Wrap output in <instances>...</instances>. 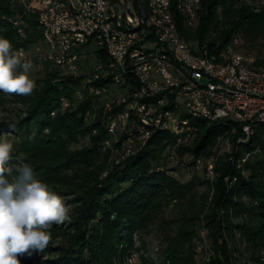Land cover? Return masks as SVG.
Here are the masks:
<instances>
[{
	"label": "trees",
	"instance_id": "16d2710c",
	"mask_svg": "<svg viewBox=\"0 0 264 264\" xmlns=\"http://www.w3.org/2000/svg\"><path fill=\"white\" fill-rule=\"evenodd\" d=\"M138 1L144 4L147 0H136V3ZM171 1L177 31L193 47H205L209 53H217L236 36L248 49L259 40L264 41V11L256 13L251 5L253 0H199L200 8L190 28L184 27L181 18L177 19L173 9L177 0ZM0 11L24 18L26 43L36 44L41 40L34 14L16 3L10 4V0H0ZM10 24L9 20L0 18V38L8 39L15 51L23 43ZM197 48H192L193 52L197 53ZM44 77L43 85L36 87L31 95L4 93L12 104L27 108L26 118L0 125V138L13 144L10 163H27L35 178L49 186L62 183L75 192L76 196L69 202L74 205L71 229L75 232L74 244L79 254L87 251L89 262H95L98 256L93 242H97L99 252L106 258L117 252L123 258L134 248V232L146 228L151 212L157 210L161 201L179 204L190 195V182L183 183L160 168L167 161L166 147L175 145L178 137L157 131L144 148L121 160V153L115 155L118 151H113L112 147L103 149L106 134L101 120L95 118L92 101H75V92L82 85V79L63 75L56 69L46 72ZM62 99L68 100L70 106L63 108ZM88 111L92 113L86 121ZM189 124L198 132L193 141L186 142L188 147L182 141L174 150L178 161L185 150L194 157L207 158L215 139L222 133L217 126L202 120H190ZM85 138L88 139L86 146L72 149ZM258 142L257 136L243 146L242 151L253 150ZM111 157L114 160L108 162ZM236 169L225 159H220L215 167L212 203L205 217L212 252L207 264H264L254 256L247 261L234 256L240 252L234 243L236 232L247 250L264 249V147L238 169L243 175ZM15 175L18 173L14 170ZM226 176L228 182L223 181ZM192 228L190 220L179 230L177 238L168 242L172 264H194L196 245ZM226 237L234 243L233 249L229 248ZM79 254L73 248L48 246L43 253L19 259L21 264H85ZM40 256L54 257L36 261ZM143 264L152 263L144 260Z\"/></svg>",
	"mask_w": 264,
	"mask_h": 264
},
{
	"label": "built area",
	"instance_id": "2783aa9c",
	"mask_svg": "<svg viewBox=\"0 0 264 264\" xmlns=\"http://www.w3.org/2000/svg\"><path fill=\"white\" fill-rule=\"evenodd\" d=\"M33 1L34 5L31 4ZM10 2L36 16L41 32V42L34 50L37 60L45 59L61 74L82 79V86L76 90L75 96L79 100H91L94 113L101 110L100 120L105 121V133L118 135L123 138L122 144H129L128 157L148 143V135H143L142 143L132 144L133 135L140 134L136 119L144 118L149 123L148 134H151L158 115H165V108H172V115H165L167 127L164 131L178 137L175 145L166 147L167 159L177 161L179 168L196 167L199 163V160L196 164L186 163L185 153L180 161L174 156L178 145L182 141L186 143V138L191 136L176 125V116H182V111H194L196 116L209 117L211 123L239 120L242 139L250 133H257L259 142H262L264 78L242 69L244 76L248 77V84L237 85L225 68L222 49L209 53L205 47L198 49L185 39L151 34L152 24L139 18L136 0H128V10L120 9V0H72V4H65L62 0ZM169 2L172 1L151 0L149 4L168 19ZM179 3L187 4L184 27H193L195 14L200 8L197 0H177V19ZM14 16L22 18L19 29L24 40L27 23L21 15ZM91 45L100 49L99 58L86 75L79 77L80 52ZM107 46L117 48L116 58H108ZM46 48H54L53 60H46ZM189 48H197V55H189ZM110 66H119V73H110ZM137 79H144V88H137ZM200 82H210L211 91H200ZM87 83H95V90H87ZM110 87L124 93L111 96ZM100 98L105 100L97 103ZM61 106L69 107L70 103L62 99ZM91 113H85L86 121L90 120ZM119 117L127 118L125 131L117 129ZM104 142L108 143L107 140ZM110 147L119 151L118 147L108 143ZM235 149H240V146L236 144Z\"/></svg>",
	"mask_w": 264,
	"mask_h": 264
},
{
	"label": "rangeland",
	"instance_id": "374dc122",
	"mask_svg": "<svg viewBox=\"0 0 264 264\" xmlns=\"http://www.w3.org/2000/svg\"><path fill=\"white\" fill-rule=\"evenodd\" d=\"M31 4L34 5V1L33 3L31 2ZM251 5L255 7L256 13H261L262 11H264V0H253V2H251ZM13 10L16 12L15 8H13ZM14 15L15 14L5 15V13H2L0 11V18H2L3 20H9V23L14 17H16ZM12 30L14 31V29ZM236 38H233V40L236 41V45L237 44L242 45L241 41L238 39L237 36ZM19 41L22 42L23 44H21L20 47H17L15 51L22 54V59L24 61L31 62L32 69L29 72V77L35 81L36 87H39L44 83V79H45L44 74L48 71H53L54 68H52L49 65L43 64L42 62H40V60H37L36 58V54L34 51L35 46H38L41 41H39L36 44L26 43V39L24 40L19 39ZM236 50L241 54H251L257 57L264 56V41L259 40L249 49L247 48L246 45L239 46V48L238 46H236ZM99 52L100 49L94 45L86 46L84 49H82V51L80 52L81 58L78 62V66L80 68V72L78 74L79 77H83L84 75H86L88 71L94 66V64L99 58L98 57ZM49 67H51L50 70ZM81 86L79 88H81ZM123 93H124L123 90H120L116 87H110L111 96H120ZM76 100H79L77 96H75V101ZM103 100H105V98H100L98 99L97 103H102ZM100 111H101L100 109L96 110L95 118L98 119L101 118L102 114ZM26 117H27L26 106L12 104L9 101V97L6 96L4 92L0 91V125L2 123L19 121L20 119H24ZM106 140L108 141L110 146L115 145L116 147L120 148L118 153H116L115 155L121 153L122 140H123L122 137L118 135L106 134ZM87 144H88V139L85 138L79 140L76 144H74L72 146V149H79L81 147L86 146ZM185 146L188 147L187 144ZM220 148L221 146L214 144L211 147L210 154L207 158L194 157L190 152H188V150H185L184 153L187 154V156L185 157L184 161L186 163L196 164V161L200 160L199 166H197L196 164V167L193 168H190L189 166L188 168H178L179 165L177 164V161H171L168 159L166 161L165 158L166 162L163 161L165 162V164L160 168L167 170L168 174H172L173 176H176L183 183L190 182L191 183L190 195H188L186 199L180 202L179 204H174L172 201H161L159 206H157V210L151 212V219L148 222L146 228L144 230L134 232L132 239L134 240L133 243L135 249H133L132 252H128L123 258H121V256L119 255V252L113 254L110 258H106L103 254L99 252V244L97 242L96 243L93 242V245L95 246L94 247L95 253L98 256V259L95 262H89L90 261L88 260L89 254L87 251H84L82 254H79L78 246L77 244H74L75 232L71 229V222H72L71 214H72V210L74 209V205L69 202L76 196V194L70 188H67L62 183L50 186L52 191L56 192L58 195L64 198L66 205L70 208V212H69L68 220H66L62 225L59 226L53 225V227L51 228L50 230L51 240L48 246L53 248L59 247L65 250L69 248H73V251L75 253L82 255L83 262H85V264H126L125 258L126 256L128 257L130 255L133 256V259L135 257L134 259L135 264H140V263L143 264L144 260H148L152 264H172L170 260V246L168 242H170V240H174L175 238H177V234L179 230H181L182 227L186 225L188 221L191 220L193 221L192 229L194 230V237H195L194 239L196 240V241L194 240V244L196 246L193 248L195 252L193 256L194 264H201L204 257H206V259L210 261V258H212V252L210 249V245H208L209 233L205 225V217L208 215V211L212 203V195H213L212 183L216 179L215 167L220 159H225L226 161L231 163L229 161L230 158L229 154H227L226 152H222L221 151L222 148L221 149ZM113 157H111L110 158L111 160L109 159L108 162H112V160H114ZM15 159L17 160V158ZM211 159L215 160V165L212 170L209 169L207 170V168L205 167L207 166V162ZM17 163H23V162L18 161ZM231 165H233L234 168L236 169V166L233 163H231ZM236 170L241 172L242 174V171L238 169ZM245 174L246 172H244V175ZM104 176L105 174H103V177ZM228 179L229 177L226 176L223 178V181L228 182ZM234 220L237 221L236 218H234ZM97 221L98 219L95 220V223H97ZM200 231L207 232L206 237L208 241H206L207 248H205V251L208 257L204 256L206 254L202 255L203 256L202 257L198 250L199 244L197 237H199ZM225 239L227 240L230 249H233L234 243L236 244L240 252L236 253L234 256L239 257V259H241L242 261L243 260L247 261L250 258V256H254L255 258H258L261 262H264V249H259L256 252L247 250L246 247L244 246L245 244L242 242L243 240L240 239L239 233L237 232L235 233L234 243L230 241L229 237L228 238L226 237ZM201 245L205 246L204 243H201ZM188 254L191 255L192 251L191 252L189 251ZM53 257L54 256L51 257L40 256L36 259V261L38 260L44 261L47 258H53ZM233 264L236 263L234 262Z\"/></svg>",
	"mask_w": 264,
	"mask_h": 264
},
{
	"label": "clouds",
	"instance_id": "9594fccd",
	"mask_svg": "<svg viewBox=\"0 0 264 264\" xmlns=\"http://www.w3.org/2000/svg\"><path fill=\"white\" fill-rule=\"evenodd\" d=\"M31 69V62L0 38V91L31 95L36 87ZM12 150L13 144L0 138V264H21L19 257L43 253L51 228L68 220L70 212L62 196L34 177L29 164L11 165ZM14 170L18 175L13 176Z\"/></svg>",
	"mask_w": 264,
	"mask_h": 264
},
{
	"label": "bare ground",
	"instance_id": "6f19581e",
	"mask_svg": "<svg viewBox=\"0 0 264 264\" xmlns=\"http://www.w3.org/2000/svg\"><path fill=\"white\" fill-rule=\"evenodd\" d=\"M149 1L151 0H147L146 3L144 4L138 1L136 3V11L139 14V18L142 21L151 22L152 24L150 25L151 34H157L162 37L174 36L177 39H184L177 31L176 21L172 12L173 10H172L171 2H169V15L167 19L165 17V14L157 10L154 5L149 4ZM62 2L65 4H72V0H62ZM197 4L199 6L200 4L199 0H197ZM120 9L128 10V0H120ZM173 9L177 13L176 4ZM186 15H187V4L179 3L178 17L181 18L183 25L186 19ZM196 17H197V13L195 14V20ZM194 22L195 21H193V23ZM10 23L13 29L16 31L19 38L22 39V32L19 29L22 27V18L14 17L10 21ZM26 29L27 27H25V37H26ZM107 54H108V58H116L117 48L115 46H107ZM189 55H197V53H195V51L193 52L192 48H189ZM53 59H54V48H46V60H53ZM222 59L225 60V68L228 69V73L231 75L233 81L237 85L248 84V77L244 76L242 69H245L249 72H253L255 74H259V76L264 78V56L257 57L251 54L239 53L236 50V41L233 39H231V41L227 45H225V47L222 49ZM38 60H40L41 62H45V59H38ZM239 65H242V67H240ZM110 73H119V66H110ZM137 88H144V79H137ZM87 90H95V83H87ZM200 91H211V83L200 82ZM62 107L66 108L67 106H62ZM165 115H172V108H165ZM165 115H158V121H155V130L151 134H148L149 123L146 122L144 118H137L136 127L140 131V134L133 135L132 144L142 143L143 135H148V141H149L154 133H156L157 131H164V129L167 127V119H165ZM190 120H202L209 125H214L217 126L219 129H221L222 133L218 135V137L215 139L214 144L221 146V148L223 149L222 150L220 148L221 151L229 154L230 156L229 161L233 163L237 169H241L250 159H252L259 153L261 147H264V134H262V142H258L257 146L253 150H250L249 152L242 151V147L250 143L251 140L254 139L255 137L257 136L259 137V134L250 133L246 138L242 139V123L239 120H218L214 123H211L209 117L196 116V112L194 111H182V116H176V125L180 126L182 128V131H184L187 135H191L189 138H186V142L188 143L194 140L198 132L197 128L190 126L189 124ZM101 122L103 127L105 128V121L101 120ZM125 126H127V118L119 117V120H117L118 131H125ZM166 132L169 133V131ZM236 144L237 146H240V149L234 150ZM103 145H104L103 149L108 148L107 142H104ZM128 151H129V144H122V151L120 154L121 160H124L125 158L128 157ZM199 163H197V166H199ZM214 165H215V160L211 159L207 162V166L205 168H207V170L208 169L212 170ZM189 167L193 168L195 166H189ZM206 235H207L206 231H203L199 236L201 242H198L199 244L198 250L201 256L206 254L205 251V248H207ZM201 243H204L205 246H202ZM204 256H207V254ZM134 259L132 255L128 256L125 259L126 264H135ZM208 262L209 260L206 259V257H204L201 264H207Z\"/></svg>",
	"mask_w": 264,
	"mask_h": 264
}]
</instances>
